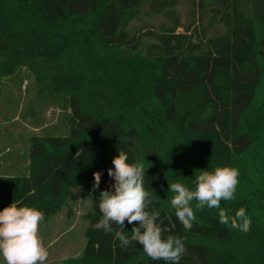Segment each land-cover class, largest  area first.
<instances>
[{"label": "trees", "instance_id": "16d2710c", "mask_svg": "<svg viewBox=\"0 0 264 264\" xmlns=\"http://www.w3.org/2000/svg\"><path fill=\"white\" fill-rule=\"evenodd\" d=\"M179 1L0 0V92L24 68L32 98L65 117L63 132L28 137L24 169L0 170V210L14 202L47 218L81 188L92 205L72 262L165 264L135 241L123 247L92 228L100 192L114 190L108 169L124 151L129 163L145 164L164 236L184 242L179 264H264V0H193L182 31ZM144 15L169 23L145 37L132 26ZM205 19L223 31H198ZM222 166L237 168L239 183L236 199L220 207L230 216L245 208L250 230L221 224L218 210L205 207L185 231L169 184L194 190L199 171ZM134 226L125 221L127 236Z\"/></svg>", "mask_w": 264, "mask_h": 264}, {"label": "clouds", "instance_id": "9594fccd", "mask_svg": "<svg viewBox=\"0 0 264 264\" xmlns=\"http://www.w3.org/2000/svg\"><path fill=\"white\" fill-rule=\"evenodd\" d=\"M112 164L114 168H109L107 174L114 180L111 186L114 190L100 192L101 218L92 228L112 234L123 247L135 241L153 261L179 264L186 251L184 242L178 236H164L167 230L158 223L160 212L152 207V195L144 186L145 164L141 161L129 163L124 151H119ZM93 177L95 190L99 188L101 172L93 173ZM238 177L237 168L222 166L212 171H199L194 190L179 181L169 184V191L173 193L170 205L185 231L193 227L196 211L205 207L218 210L221 224L245 233L250 230L252 221L245 208H239L234 216H230L220 207L222 201L236 199ZM193 201H196L195 210ZM43 220L42 211L29 206L18 207L14 202L0 210V258L4 264H46L49 251L39 232ZM125 221L138 224L132 228L130 237L124 231Z\"/></svg>", "mask_w": 264, "mask_h": 264}, {"label": "rangeland", "instance_id": "374dc122", "mask_svg": "<svg viewBox=\"0 0 264 264\" xmlns=\"http://www.w3.org/2000/svg\"><path fill=\"white\" fill-rule=\"evenodd\" d=\"M193 0H180L177 5L183 28L191 22ZM162 23H169L163 16L144 15L132 26L140 34L149 36L148 31H159ZM198 31L215 34L223 31L221 25L213 26L209 20L196 23ZM141 28V29H140ZM33 80L26 69H21L12 78L4 80L0 92V170L21 171L28 165L26 149L28 137L42 134L44 129L61 133L65 130L64 112L53 104L41 108L34 98ZM92 202L81 196V188L68 198L67 206L60 212L44 218L40 235L49 251L46 264H79L77 259L85 244L87 220L84 214ZM0 264H4L0 258Z\"/></svg>", "mask_w": 264, "mask_h": 264}]
</instances>
